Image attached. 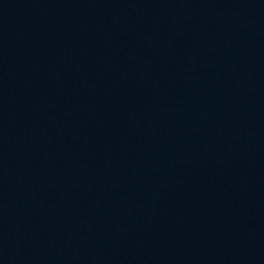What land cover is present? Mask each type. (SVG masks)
Instances as JSON below:
<instances>
[{
	"label": "water",
	"instance_id": "water-1",
	"mask_svg": "<svg viewBox=\"0 0 264 264\" xmlns=\"http://www.w3.org/2000/svg\"><path fill=\"white\" fill-rule=\"evenodd\" d=\"M0 264H264V0H0Z\"/></svg>",
	"mask_w": 264,
	"mask_h": 264
}]
</instances>
